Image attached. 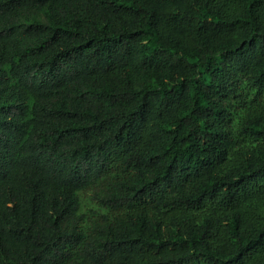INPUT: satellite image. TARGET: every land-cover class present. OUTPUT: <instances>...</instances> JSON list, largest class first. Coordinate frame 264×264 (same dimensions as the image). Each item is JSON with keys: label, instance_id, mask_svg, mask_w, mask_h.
<instances>
[{"label": "trees", "instance_id": "16d2710c", "mask_svg": "<svg viewBox=\"0 0 264 264\" xmlns=\"http://www.w3.org/2000/svg\"><path fill=\"white\" fill-rule=\"evenodd\" d=\"M0 264H264V0H0Z\"/></svg>", "mask_w": 264, "mask_h": 264}]
</instances>
